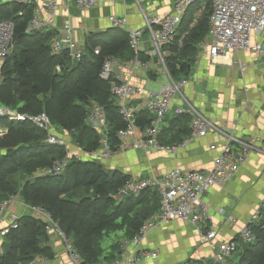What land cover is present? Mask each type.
Listing matches in <instances>:
<instances>
[{
  "label": "trees",
  "instance_id": "16d2710c",
  "mask_svg": "<svg viewBox=\"0 0 264 264\" xmlns=\"http://www.w3.org/2000/svg\"><path fill=\"white\" fill-rule=\"evenodd\" d=\"M201 1L187 9L173 40L163 46L164 64L174 80L189 76L199 53L198 43L207 36L211 2L204 0L201 11L194 14ZM33 8V3L17 0L0 4V20L13 22L16 40L13 52L1 66L0 105L23 113L45 112L58 130L69 134L73 144L91 153L101 147L103 138V133L85 121L89 107L96 103L105 112V138L116 150L120 142L117 132L127 123L110 91L115 78L105 80L100 71L109 56L121 61L134 56L128 32L118 27L89 32L84 55L72 62L65 51L52 52L53 30L26 32ZM140 57L147 56L140 52ZM174 117L172 122L190 118L188 114ZM153 119L146 108L135 112V125L141 128ZM0 125L7 127L0 135V200L19 195L26 205L43 207L71 241L83 264H109L120 251V241L133 238L159 209L156 188L119 194L118 189L129 176L106 168L98 158L68 156L61 173L38 174L66 156V147L44 142L45 132L31 122L1 117ZM189 134L190 125L174 132L163 127L158 139L177 144ZM17 206L12 204L9 210ZM252 227L256 238L253 242L241 241L235 264H264V212ZM49 238L44 221L24 213L17 227L9 228L1 238L0 264H28L36 257L53 259ZM183 264L201 263L189 259Z\"/></svg>",
  "mask_w": 264,
  "mask_h": 264
},
{
  "label": "built area",
  "instance_id": "2783aa9c",
  "mask_svg": "<svg viewBox=\"0 0 264 264\" xmlns=\"http://www.w3.org/2000/svg\"><path fill=\"white\" fill-rule=\"evenodd\" d=\"M23 4H34L32 16L28 22L26 32L32 33L55 25L60 4L73 6L77 9H92L97 5V0H17ZM197 0H176L172 11L159 16L144 14V26L129 29V45L134 56L124 62L125 67L149 69L153 65L152 58L156 57L158 63L164 68L168 80L161 84L159 89H145L139 84L127 80H119L114 76V66L118 63L115 56L107 57L102 65L100 77L108 80L112 76L116 78L110 83V91L119 108L122 119L127 127L117 132L119 144L116 150H112L107 139L106 117L104 109L93 103L85 118L86 123L95 129L103 130L101 147L91 154L99 158L110 157L114 152L124 149L126 139L133 137L130 146L133 149H154L174 153L180 147L195 138L207 136L209 131L223 133L219 127L211 122L193 103L183 94V88L187 85V77L174 80L168 73L164 64L163 46L171 42L176 30L185 15L187 9ZM211 11L208 18L209 30L206 38L198 43L199 52L209 55L213 61L217 56L228 52H249L264 56V41L254 40V36L264 31V0H210ZM108 19L112 27L123 28L125 18L119 15H110ZM148 34L150 48L146 52V58L140 57V44L144 34ZM16 44L14 36V24L10 19L0 20V78L1 66L6 57L13 52ZM52 52L58 54L65 51L69 59L78 61L84 55V46L73 37V27L68 19H65L61 30L52 39L50 44ZM94 52L99 53V48ZM59 69V66H57ZM244 70V66H240ZM144 93V108L153 114L151 124L143 129V136H136L135 125L136 107L131 101L136 95ZM181 104L174 102L175 97ZM174 105V107H173ZM174 115L188 114L190 116V134L177 144L159 142V134L169 113ZM10 120L28 121L45 132L44 142L63 145L67 149V140L62 136L57 127L52 123L45 112L36 114L18 112L17 110L0 105V118ZM7 131L6 126L0 125V135ZM215 148L214 144L210 145ZM264 151V140H242L231 135L225 137L220 152L215 156L213 165L209 170H182L173 167L162 176L151 174L144 178L129 179L119 189L121 195L138 194L147 188H156L160 195L159 209L153 213L140 226L138 233L131 239L123 238L120 241V251L109 264H137L146 258H155L157 252L149 249H136L129 251L128 246H137L142 237L156 225L174 219H180L196 226L200 235V242L208 244L214 251L215 264H225L233 253L237 252L236 241L215 242L218 231L212 226H206L205 221L209 217L208 209L202 200V195L213 185H223L230 181L239 166L243 164L252 151ZM68 156L55 160L49 168L41 170V174H59L66 167ZM19 195L6 200H0V222L8 223L0 227V237H3L9 228H15L21 215L8 214L12 204L21 203ZM25 204V203H24ZM264 207V198L261 203ZM25 208L30 214L40 218L45 223L47 233L54 234L63 240L66 252L71 264H83L71 241L54 221L49 212L40 206H28ZM261 209L257 208L249 217L248 222L241 228L239 238L243 242H253L256 235L253 225L259 220ZM232 219V218H231ZM47 259L36 257L28 264H46Z\"/></svg>",
  "mask_w": 264,
  "mask_h": 264
},
{
  "label": "crops",
  "instance_id": "0c3cea01",
  "mask_svg": "<svg viewBox=\"0 0 264 264\" xmlns=\"http://www.w3.org/2000/svg\"><path fill=\"white\" fill-rule=\"evenodd\" d=\"M6 1L13 0H0V4ZM175 1L97 0V5L89 10L66 6L62 2L55 25L45 29L53 30L55 37L61 30L64 20L68 19L73 27L74 39L84 46L85 37L89 32L105 31L112 27L108 19L110 15L123 16L125 18L123 29L128 31L144 26V14L159 16L169 14ZM254 40L264 41V33L254 36ZM149 48L150 42L146 33L140 44V52L146 55ZM152 61L153 65L149 69H130L124 65L126 61L118 60L113 69L114 76L119 80L139 84L145 89H157L168 80V77L155 57ZM240 66H244V70H241ZM187 79L183 94L223 133L211 130L207 136L187 142L174 153L154 149H133L130 146L133 137H128L124 149L114 152L110 157L99 158L73 144L67 132L59 131L69 142L68 156H76L79 159L98 158L106 168L120 170L128 175L129 179H139L151 174L162 176L173 167L185 171L209 170L215 156L221 150L225 137L229 135L242 140H264V56L242 51L228 52L211 61L208 54L199 52ZM144 97V93H141L131 101L136 107V112L144 108ZM174 102L181 104L177 96ZM174 116L172 112L169 113L163 127L172 132L184 126L189 127L190 118L176 119L177 121L172 122L176 118ZM143 129L137 126L136 136H143ZM211 144L215 145L214 149L210 148ZM263 198L264 151L254 150L249 153L230 181L223 185H213L202 195L209 215L205 225L212 226L218 231L215 242L234 240L239 246L241 244L239 232L251 214L257 208L264 212V207H261ZM16 205L18 206L8 209L7 213L20 212L18 215H23L28 212L26 204ZM7 219L8 215L6 220L0 222V227L8 223ZM49 244L55 252V257L47 260L46 264H71L60 237L50 234ZM143 248L156 251L157 256L143 259L137 264H183L189 259L201 264H215L213 260L215 250L208 244L200 242L195 225L180 219L156 225L142 237L137 246H128L129 251ZM236 262L237 252L233 253L225 264Z\"/></svg>",
  "mask_w": 264,
  "mask_h": 264
},
{
  "label": "rangeland",
  "instance_id": "374dc122",
  "mask_svg": "<svg viewBox=\"0 0 264 264\" xmlns=\"http://www.w3.org/2000/svg\"><path fill=\"white\" fill-rule=\"evenodd\" d=\"M202 2L203 1H201L199 4H197V6L196 7H198V9H197V11H195V13L194 14H198L200 11H201V8H200V6L202 5ZM262 33H264V31L262 32ZM156 58V57H155ZM156 61L158 62V59L156 58ZM160 88V86L157 88V89H159ZM99 132H103V130H101V129H97ZM58 131H60V130H58ZM66 139V138H65ZM67 139H68V137H67ZM72 144V143H71ZM69 145V142L67 141V146ZM69 146H68V148L66 149V155L68 156V154H69ZM19 200H20V202H21V204H23V201L21 200V198H19ZM29 210V209H28ZM18 213H20V212H18ZM18 213H16V214H18ZM26 213H30L29 211L28 212H26ZM2 238V237H1ZM1 243V242H0ZM0 250H1V247H0Z\"/></svg>",
  "mask_w": 264,
  "mask_h": 264
}]
</instances>
